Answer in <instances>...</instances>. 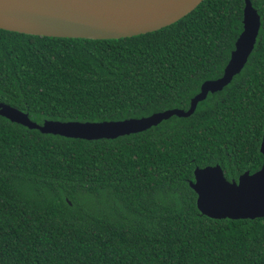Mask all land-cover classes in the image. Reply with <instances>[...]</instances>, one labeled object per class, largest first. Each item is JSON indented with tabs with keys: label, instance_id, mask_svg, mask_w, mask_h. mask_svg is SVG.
I'll list each match as a JSON object with an SVG mask.
<instances>
[{
	"label": "trees",
	"instance_id": "obj_1",
	"mask_svg": "<svg viewBox=\"0 0 264 264\" xmlns=\"http://www.w3.org/2000/svg\"><path fill=\"white\" fill-rule=\"evenodd\" d=\"M238 73L186 117L85 140L0 116V264H264V216L212 219L188 186L195 167L227 180L260 167L264 0ZM243 0H201L175 22L116 39L0 29V102L31 121H103L188 107L221 75Z\"/></svg>",
	"mask_w": 264,
	"mask_h": 264
},
{
	"label": "water",
	"instance_id": "obj_2",
	"mask_svg": "<svg viewBox=\"0 0 264 264\" xmlns=\"http://www.w3.org/2000/svg\"><path fill=\"white\" fill-rule=\"evenodd\" d=\"M201 0H0V29L32 35L116 39L169 25ZM259 16L243 0L241 30L219 77L204 80L188 107L170 108L138 118L103 121H31L25 112L0 102V116L40 133L85 140L111 139L143 131L174 115H190L208 92L220 90L238 73L255 43ZM260 167L227 180L218 164L195 167L187 184L198 212L212 219H254L264 216V125L258 146Z\"/></svg>",
	"mask_w": 264,
	"mask_h": 264
}]
</instances>
